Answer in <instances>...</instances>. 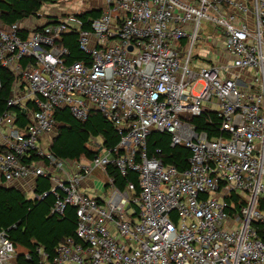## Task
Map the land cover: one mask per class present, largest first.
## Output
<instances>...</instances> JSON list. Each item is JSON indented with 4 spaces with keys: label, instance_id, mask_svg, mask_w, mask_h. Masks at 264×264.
<instances>
[{
    "label": "built area",
    "instance_id": "obj_1",
    "mask_svg": "<svg viewBox=\"0 0 264 264\" xmlns=\"http://www.w3.org/2000/svg\"><path fill=\"white\" fill-rule=\"evenodd\" d=\"M1 15L0 66L15 80L0 113V186L54 195L52 215L76 210L75 237L52 258L39 247L41 264H264V0H50L12 25ZM67 34L87 61H67ZM65 109L79 121L100 113L118 145L91 137L92 160L56 157ZM205 110L220 136L198 130ZM155 132L191 151L187 170L149 153ZM111 167L136 173L139 195L116 187ZM96 170L101 197L83 191ZM41 177L51 188L40 196ZM17 257L2 231L0 264Z\"/></svg>",
    "mask_w": 264,
    "mask_h": 264
},
{
    "label": "trees",
    "instance_id": "obj_2",
    "mask_svg": "<svg viewBox=\"0 0 264 264\" xmlns=\"http://www.w3.org/2000/svg\"><path fill=\"white\" fill-rule=\"evenodd\" d=\"M50 0H3L1 2V19L5 25H12L24 19L35 16L43 5ZM100 12H87L79 17L84 29H88V18L97 19ZM60 43L65 46L69 54L66 56L70 63L88 60L78 45L77 34L65 35ZM29 60H23L22 65L27 66ZM32 62V61H31ZM14 76L7 69L0 66V113L8 110L7 101L12 92ZM23 116L20 114V119ZM54 118L59 124V134L50 147L52 153L61 159L92 160L96 152L88 148L91 137H101L107 148H114L120 139L114 126L100 113L92 112L86 121L75 119L68 109L57 110ZM209 119L212 121L210 122ZM198 130L205 131L209 137L220 136L218 131L220 118L214 113L205 110L202 115L194 120ZM23 125V124H22ZM149 153H156L163 159L166 166H174L179 171L189 167L191 151L183 146H172L169 134L152 133L148 139ZM109 176L114 178L115 186L124 189L128 182L136 187L139 195L138 175L134 172L123 177L114 167L108 170ZM50 181L47 178L37 180L36 194L43 195L49 192ZM56 197L49 195L43 199H28L16 188L0 186V233L7 231L11 240L18 248L17 264H41L39 247H42L50 258L54 256L55 248L66 238L75 237L77 226L76 210L68 208L61 216L52 215L51 210ZM23 249V252H19Z\"/></svg>",
    "mask_w": 264,
    "mask_h": 264
},
{
    "label": "rangeland",
    "instance_id": "obj_3",
    "mask_svg": "<svg viewBox=\"0 0 264 264\" xmlns=\"http://www.w3.org/2000/svg\"><path fill=\"white\" fill-rule=\"evenodd\" d=\"M71 8H74V7H71ZM56 9H58V11L57 10H49V9L45 10V11H43V14H45L47 12H49V13H51L53 15H55L56 13H58V15L60 13H64L63 10H61L59 8H56ZM217 50H218L217 48L209 46V52L210 53H214L215 54L217 52ZM94 176H95V178H94V181H93V184H92L93 188L95 190L99 191L100 192V196H101V194L105 191L104 184L107 182V179L104 178V174L100 170H96L95 173H94ZM27 197L30 198L29 196H27ZM23 251H24L23 249H19V252H23Z\"/></svg>",
    "mask_w": 264,
    "mask_h": 264
},
{
    "label": "crops",
    "instance_id": "obj_4",
    "mask_svg": "<svg viewBox=\"0 0 264 264\" xmlns=\"http://www.w3.org/2000/svg\"><path fill=\"white\" fill-rule=\"evenodd\" d=\"M95 173V172H94ZM94 173L92 174V176L91 177H89L87 180H86V182H85V186H84V192H86V193H88V194H90V195H94V196H100V192L99 191H97V190H95L94 188H93V181H94V178H95V176H94ZM104 178H106V176H105V174H104ZM107 179V178H106ZM104 187H106V183L104 184ZM106 191V190H105ZM104 191V192H105ZM103 192V193H104ZM102 193V194H103ZM102 196V195H101ZM100 196V197H101Z\"/></svg>",
    "mask_w": 264,
    "mask_h": 264
}]
</instances>
